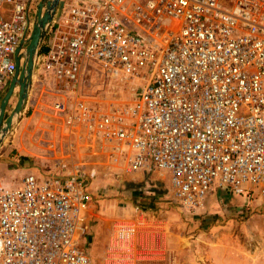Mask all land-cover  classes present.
<instances>
[{
	"label": "built area",
	"instance_id": "obj_1",
	"mask_svg": "<svg viewBox=\"0 0 264 264\" xmlns=\"http://www.w3.org/2000/svg\"><path fill=\"white\" fill-rule=\"evenodd\" d=\"M34 2L0 0V96ZM38 71L52 79L65 158L0 183V264L91 263L80 239L98 172L68 167L77 149L127 173L168 172L187 212L217 190L264 197V0H60ZM116 79L129 102L109 95ZM134 233L118 230L110 259H131Z\"/></svg>",
	"mask_w": 264,
	"mask_h": 264
},
{
	"label": "rangeland",
	"instance_id": "obj_2",
	"mask_svg": "<svg viewBox=\"0 0 264 264\" xmlns=\"http://www.w3.org/2000/svg\"><path fill=\"white\" fill-rule=\"evenodd\" d=\"M34 1L36 9L40 0ZM36 77L32 101L37 108L17 125L16 133L26 137L24 166L42 163L48 168V153L57 150L55 143L65 135L46 97L51 76L38 71ZM110 83L109 95L116 93L120 100L130 101V90L122 86L121 79ZM8 103L5 117L13 108V98ZM75 159L68 167L83 165L98 172L95 197L80 239L90 264H264V197L217 190L210 195L211 202L205 200L202 208L187 212L175 201L166 171L127 173L92 148L77 149ZM123 226L135 229L131 259L112 260L109 251H117L118 246L111 248Z\"/></svg>",
	"mask_w": 264,
	"mask_h": 264
},
{
	"label": "water",
	"instance_id": "obj_3",
	"mask_svg": "<svg viewBox=\"0 0 264 264\" xmlns=\"http://www.w3.org/2000/svg\"><path fill=\"white\" fill-rule=\"evenodd\" d=\"M59 2L60 0H40L38 2L29 41L23 51H26L28 56L24 58L23 55L22 60V54L18 55L20 48L16 50V71L9 83L6 93L0 101V145L5 135L16 123L25 108L28 93L36 72L37 56L52 19L58 9ZM33 58L35 59L34 61ZM16 87L18 88L17 103L9 115L5 117L8 102L12 98Z\"/></svg>",
	"mask_w": 264,
	"mask_h": 264
},
{
	"label": "crops",
	"instance_id": "obj_4",
	"mask_svg": "<svg viewBox=\"0 0 264 264\" xmlns=\"http://www.w3.org/2000/svg\"><path fill=\"white\" fill-rule=\"evenodd\" d=\"M36 73V72H35ZM12 79V78H11ZM10 79V81H11ZM36 80V75L34 76L32 85L30 87L27 101L25 108L16 121V123L12 126L10 131L5 135L1 145H0V183L3 185H13L18 183V181L23 177L25 174H27L29 171L33 169V167H43L42 163L39 165H34L31 167L30 165L28 167H25L23 164V159L25 158L24 154L22 152L24 151L23 148V141L26 138L22 133L21 136L19 137L17 135V125L23 122V118L28 116L31 112L35 113V110L37 108V103H34L32 101L33 98V91H34V85L37 81ZM10 81L7 83L5 88H8ZM16 94L12 96L14 103H13V108L11 111L14 109L17 99H18V88L16 89ZM2 95V94H1ZM12 98L10 100H12ZM9 100V102H10ZM1 101V100H0ZM9 104V103H8ZM32 110V111H31ZM56 126V125H55ZM64 134V133H63ZM23 135V136H22ZM24 137V138H23ZM57 139V137H56ZM61 142V144H60ZM66 142L65 137H63V140L60 138L58 143H55V148L57 149L56 151H52L48 153L47 159L48 161V169H51V171H54L56 168L57 164L59 163V159H62L61 157H64V152H65V147L64 143ZM58 144V146H57ZM63 145V146H62ZM18 155V156H17ZM15 157H18V159H15ZM65 162H68L65 160ZM16 179V180H15ZM13 180H15L13 182ZM212 196H208L206 200L208 202L212 201Z\"/></svg>",
	"mask_w": 264,
	"mask_h": 264
},
{
	"label": "bare ground",
	"instance_id": "obj_5",
	"mask_svg": "<svg viewBox=\"0 0 264 264\" xmlns=\"http://www.w3.org/2000/svg\"><path fill=\"white\" fill-rule=\"evenodd\" d=\"M24 53V54H23ZM22 54V60H23V55H24V58L25 57H27L28 56V54H27V52L25 51V52H19V54L18 55H21ZM35 59L33 58V61H34ZM19 79V78H18ZM17 88V87H16ZM15 88V89H16ZM15 89H14V91H15ZM14 93V92H13ZM170 182V181H169Z\"/></svg>",
	"mask_w": 264,
	"mask_h": 264
}]
</instances>
